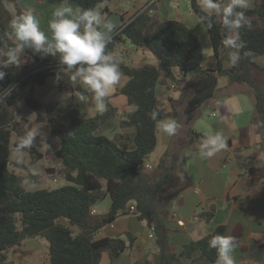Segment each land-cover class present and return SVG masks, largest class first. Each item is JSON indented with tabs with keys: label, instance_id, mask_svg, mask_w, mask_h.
Masks as SVG:
<instances>
[{
	"label": "trees",
	"instance_id": "16d2710c",
	"mask_svg": "<svg viewBox=\"0 0 264 264\" xmlns=\"http://www.w3.org/2000/svg\"><path fill=\"white\" fill-rule=\"evenodd\" d=\"M45 1L63 3V0ZM103 1L68 0V3L97 10ZM254 1L253 8L243 10L250 26L239 30L244 47L239 50L241 59L234 67L223 68L222 60L229 63L232 50L223 45L226 32L220 19L213 18L211 29L203 25L217 59L214 73L228 81L225 89L237 84L250 90L254 100L252 122L259 126L263 135L258 149L264 153V81L257 79L261 67L254 61V58L264 56V0ZM199 2L190 0L191 11L196 16L201 15ZM103 11L109 13L107 8ZM13 18L0 0V54L14 46L8 35ZM147 21L142 14L123 22L110 34L111 42L106 47V52L112 54L121 41L128 40L135 48L151 52L158 62V68L151 65L129 67L115 57L121 76L127 78L120 92L133 109L122 126L134 129L135 148L124 150L100 134L101 126L114 116L111 106L89 119L82 118L76 110L69 112L67 129H50V134L60 141L55 156L61 161L58 173L66 182L54 190L27 191L21 178L10 172L9 164L12 150L17 151L20 139L27 134V120L15 121L17 106L23 102L36 112L39 121L42 120L41 104L34 98V89L59 71L58 55L53 57L28 49L21 54L20 67L0 69L6 73L0 81V264L6 259V251L23 241L37 239L47 245L45 264H99L106 252L113 261L131 246L134 237L126 233L124 239L94 240L93 235L119 215L127 213L131 205L136 208L140 219L146 220L154 230L160 264H181V258H191L196 252L210 262H216V250L209 248L208 241L213 236L224 235V227L184 245L179 254L168 239L166 222L171 214V186L174 175L185 167L183 152L178 149L166 151L152 171L143 169L157 146L158 125L150 119L149 113L157 111V120L168 115L178 118L175 109L166 113L157 97V86L163 81L161 72L173 83L176 81L175 71L182 79L186 78L201 65L202 47L183 22L164 20L155 25L150 34H145L142 26ZM33 63L37 64L36 68L29 67ZM74 89L81 91L78 85ZM13 134L16 139L11 149ZM185 137L189 143L196 144H201L204 139L191 128L186 130ZM22 151L28 152L32 161L43 157L34 146L19 152ZM46 171L50 174L49 169ZM249 176L255 180L264 179V168L252 169ZM105 198L110 200L108 213L93 217L92 208Z\"/></svg>",
	"mask_w": 264,
	"mask_h": 264
},
{
	"label": "crops",
	"instance_id": "0c3cea01",
	"mask_svg": "<svg viewBox=\"0 0 264 264\" xmlns=\"http://www.w3.org/2000/svg\"><path fill=\"white\" fill-rule=\"evenodd\" d=\"M14 1L15 5L20 8V14L28 11L22 0ZM36 1L42 5L47 4L45 0ZM110 1L104 0L96 10L101 14L102 22L106 18L103 11L105 8L109 12L122 13L123 18L130 15V12L124 13L116 10L118 9L116 6L111 9ZM179 2L180 0H165L164 7L159 4V11L166 13L168 10L172 15L169 19L173 17L176 21L183 22L189 27L202 47V62L184 79L175 71L176 81L174 83L167 80L165 74L161 72L160 79L163 81L158 84L156 89L157 97L165 112L170 113L174 109L178 112L177 119L168 115L162 120L169 118L175 120L177 128L175 133L169 136L162 133L158 127L157 146L149 156L147 164H150L154 169L166 151L177 149L183 152L185 160V167L174 175L171 186V214L166 222L169 228L168 239L179 254L184 245L212 234L218 227H224V235L234 238L232 256L235 264H264V179L255 180L249 176L252 169L264 168V153L258 149L263 135L259 126L252 122L254 107L251 106V103L250 106L247 104V99L252 98V95L249 88L244 85L235 84L225 89L228 86L227 79L220 78L214 73L217 59L205 26L203 23H196L197 16L191 11V8L185 15L178 12ZM57 5L61 6V4ZM247 8L253 7L248 5ZM8 11L12 15L11 10ZM44 11H47V17L41 13L39 19L45 20L46 18L48 21L47 23L41 21L40 28L50 35L48 23L52 19V12L49 9ZM160 12L158 13L157 10L158 17H161ZM15 14L12 16L16 17ZM148 17H146L148 21L142 26V31L145 34H150L155 25L164 21L159 19L158 22L151 25L152 20ZM124 22H126V17ZM123 44H125L124 41H121L113 51L116 54L114 57L119 58V61L124 63V58L128 59L129 67L155 65L156 58L148 50L135 48L129 42L131 53L128 54L121 51ZM258 58L260 57L255 59ZM222 64L224 69L230 68L227 61L222 60ZM209 74L217 76L214 94L211 98L204 100L195 109L190 121L186 122L188 103L193 99L196 85ZM124 78L123 76L120 78L119 83L106 98V109L107 106H111L114 116L101 126L100 134L113 140L120 148L132 150L135 148L134 129L122 126L128 114L133 110L128 106L127 98L120 92L127 82V78ZM48 79L42 86L34 89V98L41 104L42 120L39 121L36 112L23 102L18 104L14 114L15 121L22 118L27 120L25 130L27 133L36 134L33 146L43 156L38 161H32L26 151L13 150L11 152L10 159L14 153L16 157L17 154H27L25 161L30 164V167L24 165V168H27V172L30 171L31 176L33 175L31 167L32 170L43 167L44 173H47L46 170L49 169L50 174L47 173L48 175H52L53 169L51 168L60 169L61 161L55 156V151L60 144L53 142L52 137L48 136L50 129H67L69 126L68 114L74 110L78 111L84 119L93 118L100 113L95 109L91 95L82 86L78 85L88 99L85 102H78L75 97V92L78 90L74 89L75 86L67 80V77L65 83L54 81L51 86L50 82L47 84V81H51ZM65 95L71 97L65 98ZM188 128L201 134L204 137L203 141L209 136L220 133L225 137L226 148L211 157L201 156V144L189 143L185 137ZM12 141L14 142L15 139ZM10 172L12 171L10 170ZM12 173L16 175L15 172ZM55 175L56 173L52 177L55 178ZM109 208L110 200L105 198L104 201L92 208L91 215L93 217L105 215ZM126 233H130L134 237L131 246L113 261L107 252L103 253L99 264H160L156 237L152 236V227L146 220L140 219L136 213L128 211L119 215L113 222L95 232L93 238L94 240L124 239ZM180 263L216 264V262H210L202 257L200 252L194 253L191 258H181Z\"/></svg>",
	"mask_w": 264,
	"mask_h": 264
},
{
	"label": "clouds",
	"instance_id": "9594fccd",
	"mask_svg": "<svg viewBox=\"0 0 264 264\" xmlns=\"http://www.w3.org/2000/svg\"><path fill=\"white\" fill-rule=\"evenodd\" d=\"M199 7L201 15L196 17V23H203L211 29L213 18L220 19L226 32L223 45L232 50L229 52V66H236L241 59L239 50L244 47L239 30L250 26L243 11L248 7V0H200ZM111 28L110 23L102 22L98 11L78 6L73 8L68 0H63L61 6L52 12V19L48 23L49 35L41 30L39 19L29 10L10 22L8 35L14 46L0 54V69L20 67V57L25 49L53 57L58 55L59 71L55 73L54 80L59 82L67 77L73 86H82L91 95L95 109L103 113L106 110V98L121 78L117 58L106 52V47L111 42ZM5 75V71L0 70V81ZM67 97L71 96L65 95ZM75 97L78 102L88 99L82 91L75 92ZM149 116L157 122L162 133L169 136L175 133V120H157L158 112L155 110ZM35 136V133L28 132L20 139L17 151L31 148ZM224 148L225 137L217 133L201 143L200 154L211 157ZM208 246L216 250V264H235L232 256L233 237L213 236L208 241Z\"/></svg>",
	"mask_w": 264,
	"mask_h": 264
},
{
	"label": "rangeland",
	"instance_id": "374dc122",
	"mask_svg": "<svg viewBox=\"0 0 264 264\" xmlns=\"http://www.w3.org/2000/svg\"><path fill=\"white\" fill-rule=\"evenodd\" d=\"M1 1H2L4 8L7 11L11 10L12 15H14L16 13L15 16L16 15L18 16L20 14V8L18 5L17 6L15 5V2L13 0H1ZM22 1H23L24 5L26 4L25 9H28V11L32 10L34 14L38 15V19H39L41 13L43 15H45V17H47V15H46L47 11H44V10L49 9L51 12H53V10L56 7H58L57 4H48L47 3L45 5H42V4L38 3L36 0H22ZM164 1L165 0H111L110 1V3H111L110 8L113 9V7L116 6L118 8L116 10L123 11L124 13L130 12V15L125 16L126 22L132 21L133 19L136 18L137 15L143 14V16H146V17H148V15H149L148 18H150L152 20L151 21V25H152V24H154V22H158L157 20H159V19L166 20V19H169L170 16H172L168 10H167L168 13L167 12L163 13V11H161V12L159 11L160 5H161V7H164V3H163ZM254 4H255L254 0H248V5H251L253 7ZM70 5L77 7V5H75V4H70ZM178 5H179L178 6V12H180L182 15L189 13L190 0H180ZM18 10H19V13H18ZM157 10H158V13L160 12L161 17L157 16V14H156ZM164 14H166L165 17H164ZM125 17H124V19H125ZM169 20H175V18L172 17ZM39 21H40V24H41V21H45L47 23L48 19L45 18V20L44 19L42 20V18H41V19H39ZM124 43L125 44H123V46L121 47V51L130 54L131 52L129 51V48L131 45L129 44V41L125 40ZM111 55L114 56L116 54L113 53ZM254 61H255V63H257L258 66L261 67V71L257 72V75H258L257 79L259 80V82L263 83V81H264V70L262 71V68L264 69V65H263L264 56L260 57L258 59L254 58ZM124 63L127 66L130 65L129 60L126 58H124ZM151 65L158 68L157 60H156L155 65L154 64H151ZM48 80H51V81H47V84L50 82V86L55 81L54 78H49ZM65 81H66V77L59 82L65 83ZM250 103L252 104L251 106L254 107V100L251 97H249L247 99V104H249V106H250ZM48 133H49L48 136L52 137L53 142L60 144V141L57 138H54L53 136H51L50 132H48ZM13 139H16L14 134L11 138V148L13 147V145H12ZM26 158H27V154H22V155L17 154V157H16V154L14 153L12 158L10 159V170L12 172H15L16 175H18L21 178L22 185L24 186V188H26V189H50V190H54V189L60 188L66 184L62 175L58 173V170H56L55 167L51 168V169H53L52 175L54 173H56L55 178H53L52 175H48L47 173H44L45 169H43V167H40L39 169L35 168V170H32V167H31V173L33 174L32 175L33 177H31L30 171L27 172L25 168L20 167V165L23 167H24V165L30 167V164L25 161ZM49 166H52V165L49 164ZM47 168H49V167H47ZM56 178H58V179L55 180ZM36 241L40 242V244H41L40 247L37 248L36 250H34L31 246H26L25 245L26 241L21 242L19 245L15 246V247H12L8 251H6V253H5L6 259L1 264H45L47 262V259H48L47 245L41 239H37Z\"/></svg>",
	"mask_w": 264,
	"mask_h": 264
},
{
	"label": "water",
	"instance_id": "95a60500",
	"mask_svg": "<svg viewBox=\"0 0 264 264\" xmlns=\"http://www.w3.org/2000/svg\"><path fill=\"white\" fill-rule=\"evenodd\" d=\"M104 22H108L112 25L111 31L109 33L112 34L117 30L119 25L124 22V18L119 12H109L106 13V18ZM29 67L36 68L37 64L33 63ZM216 86H217V76L215 74H209L207 77L203 78L198 82L194 91L193 99L188 103L186 122L190 121L195 109L199 107L204 100L212 97ZM25 245L31 246L34 250H36L37 248L40 247L41 244L36 240H30V241H26Z\"/></svg>",
	"mask_w": 264,
	"mask_h": 264
},
{
	"label": "built area",
	"instance_id": "2783aa9c",
	"mask_svg": "<svg viewBox=\"0 0 264 264\" xmlns=\"http://www.w3.org/2000/svg\"><path fill=\"white\" fill-rule=\"evenodd\" d=\"M143 169H144L145 171L150 172V171L153 170V167H152L150 164H147V163H146V164L144 165ZM129 212H131V213H136V208H135L133 205H131V206L129 207ZM136 214H137V213H136ZM152 235H154V230H153V228H152Z\"/></svg>",
	"mask_w": 264,
	"mask_h": 264
}]
</instances>
